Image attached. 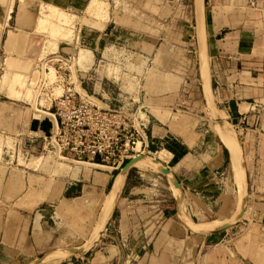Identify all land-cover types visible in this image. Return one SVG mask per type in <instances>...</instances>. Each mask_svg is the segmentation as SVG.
Returning <instances> with one entry per match:
<instances>
[{
    "label": "crops",
    "instance_id": "crops-1",
    "mask_svg": "<svg viewBox=\"0 0 264 264\" xmlns=\"http://www.w3.org/2000/svg\"><path fill=\"white\" fill-rule=\"evenodd\" d=\"M112 2L116 3V0H42L39 3L36 0H0V43L6 35V50L25 56L21 59L13 53L8 65L22 66L25 71H30L27 77L30 88L21 89L19 86V93H13L20 82L15 76L25 73L22 70L16 72L12 79L11 94L18 99L33 95L23 102L29 105L27 108L34 110L26 127L13 134L12 142L3 147L2 156L6 157L7 167L0 164V243L4 242L0 246V264H7L15 257L35 259L38 253L52 249L54 242L61 244L67 235L63 220L65 212L93 207L97 208L95 220L90 224L89 237L82 242L88 241V247L91 242H96L79 264H240L230 257L228 251L205 250L221 244L228 231L203 233L187 227V224L201 228L219 223L223 225L237 212L233 205L235 198H232L235 194L225 177V170L231 163L234 173L231 152L218 132L221 140L213 138L207 134L208 129H199L196 122H192L197 121V115L184 117L170 110L169 104H166L169 96L161 97L160 84H154L160 83L157 65L149 67L145 80H141L139 72L144 70L151 52L157 51L156 60L159 61L166 54L168 46L164 44L160 48L155 45L153 49L147 40L145 46L148 51L143 49L144 43H141L139 51L134 52L131 49L134 46L128 45L130 39L125 33L122 37L124 46H117L115 42H118L125 28L116 21ZM105 4H110L111 9L104 10ZM195 6L197 11V0ZM84 11L88 15V12L98 14L101 18L97 15L91 19L85 17ZM15 12V29H8L11 13ZM74 17L90 19L94 27L80 21L70 41L43 34L45 32L42 30L50 26L53 33L63 32L65 37L68 36L70 29L66 26ZM203 25L207 40L205 17ZM197 37L201 54L198 13ZM214 45L209 77L211 94L217 92L223 112L233 126L255 132L245 125L250 118L248 114L255 109L253 103L244 101L248 98L243 80L247 74L246 66L241 57L224 55L225 49H228L224 42L221 46L217 43ZM205 48L206 68L210 74L207 43ZM82 56L88 59L83 60ZM96 56L99 57L98 63L95 62ZM137 60H141L140 63L137 64ZM59 61H66L72 69V76L77 81L76 88L80 86L87 94L90 92L92 95H89L96 101L113 107L125 104L141 106L148 132L145 155L170 169L179 182L180 190L177 185L174 186L175 190L171 188V176L157 169L151 158H137L121 178V173L118 175L120 170L112 171L87 162L62 161L53 153L46 154L44 159L40 158L43 155L38 156L41 149L39 138L50 136L57 129L56 117L49 110L50 94L48 98L42 96L44 91L39 92V86L45 67L49 65L47 69L51 70L57 68ZM130 64L137 70H127ZM119 67L124 68L122 73H118ZM36 74L38 80L33 85ZM201 74L209 104L203 62ZM7 75H3L4 80ZM129 82L134 86L132 91L124 88V84L128 86ZM141 82L142 85H135ZM86 83L89 85L86 86ZM54 85L51 83L47 89L58 96L57 90L61 85ZM37 110L42 113L35 112ZM3 133L0 128V136ZM260 141L256 139L253 144L254 149L259 147L256 153L263 147ZM22 148L28 154H20ZM38 158L43 160L42 168L46 171L38 170L35 166ZM141 159L142 163L138 164ZM254 171L257 174L254 175ZM250 177L261 178L259 168L254 169ZM119 179H122L121 190L116 193L117 198L111 209L108 208L105 222L101 221L105 202L116 190ZM97 231L101 232L99 236ZM61 249L68 250L59 247L52 253L62 252L59 251Z\"/></svg>",
    "mask_w": 264,
    "mask_h": 264
},
{
    "label": "rangeland",
    "instance_id": "rangeland-1",
    "mask_svg": "<svg viewBox=\"0 0 264 264\" xmlns=\"http://www.w3.org/2000/svg\"><path fill=\"white\" fill-rule=\"evenodd\" d=\"M36 1L39 3L42 0ZM205 1L206 4L203 6V15L205 17L207 31L206 43L210 75L214 56V43L221 46V43L224 42L228 48L225 49V51L223 49L225 52L224 55L241 57V60H243L246 66L245 71H247V74L243 80L244 86L247 88L245 95L248 96V98H245L244 101L253 103L252 106L255 105V109L248 114L250 118L246 121L245 125L246 127L254 129L255 132L252 130H242L241 126L236 127L231 124L232 122L223 112V104L218 101L219 96L217 92L213 91L214 102L210 105L205 98L201 74L200 42L199 37H197V11L195 0H116V3L112 2V11L115 12L116 21L121 24L120 26L125 28V30L121 31V37L118 36L120 37L117 39L118 42L115 43H117V46H124L123 43L125 42L122 40V37L125 33L130 39L128 45L134 46V49L130 47L134 52L139 51L141 43H144L143 49L148 51L145 46L147 40L150 41V45L153 49H155V45L160 48L164 44L166 47L168 46V50L165 51L166 54H163L159 61L156 60L157 51L156 53L153 51L151 52L144 70H142V72L138 71L141 73V80H145L149 67L157 65L158 69H160V83L155 82L154 84H160L161 97L169 96L166 104H169L167 106L171 111L183 114L184 117L187 115L192 117L193 115H197V117L195 116L197 121L192 120V122H196L199 129H208L209 131L207 134H211L213 138L217 137L221 140L220 137L222 136L218 132L217 122L213 119L215 112L213 114L211 108L215 103L214 105H216V107L213 108L219 110V113H216H218V115L222 114L227 120L228 126L235 131L243 148L242 163L246 170L248 191L245 195L246 201L243 207L241 205H243L244 202H240L239 198L241 189L239 187V182H237L238 179L232 171L231 163V166L225 170V177L228 181V185L231 186V190L235 194V197H232L235 198V200L233 199V205H235L238 210H236L237 212H235L228 224L241 219L240 214L243 208L245 209L244 215L238 224L225 230V232L228 231V235L221 244L216 247L205 248V250L209 249L216 252L228 251L230 257L240 264H264V0L259 3L256 0ZM111 5L105 4L104 10L107 11L111 9ZM88 13L89 15L84 11L83 15H85V17L88 16L90 19L93 15L100 17L98 14ZM15 17L16 12L11 13L8 29H15ZM90 19H80L77 17L71 19L66 26L70 29L66 37L63 35V32L60 34L53 33L52 27L50 26L42 31L45 32L43 34L47 36L50 35V37L52 36L55 39L63 40V38H65V40L70 41L74 36L75 27L80 25V21L89 27H94V25L90 23ZM174 32L178 33L174 35ZM5 39L6 35H4V39L0 43V78H2V80H0V95L2 97L0 98V102H2L0 107V128L5 132L3 136H0V164H4L7 167L5 164L6 157L4 155L2 156L4 151L3 147L12 142L11 136H13V134L26 127L27 122H29V119L34 114V110L27 108L29 105L23 102V100L30 99L33 95L30 98L23 96L21 99H18L11 94L10 85L12 84L15 73L24 69L22 66L9 67V59L13 53L21 59H24L25 56L17 52L10 53L7 51L4 47ZM98 58V56L95 57L96 63H98ZM82 59L87 60L88 57L82 56ZM140 61L141 60H137V64L140 63ZM92 62L93 58L89 62L90 65ZM131 65L132 64L127 67V70H137L132 68ZM117 71L118 73H122L124 68L119 67ZM129 71L128 73L130 74L131 72ZM249 71H251L252 74H250ZM6 73L8 75L4 80L3 75ZM52 73H54V70ZM29 74L30 71L26 70L25 73L15 76V79L20 80V82L18 86L13 89L14 94L19 93V86L21 89L22 87L25 89L28 87L29 80L27 77ZM52 75L53 77H51ZM52 75L49 77V82L55 80V75ZM37 80L38 75L36 74L34 76L33 85H35ZM171 82L173 83L171 84ZM88 85L89 83H86V86ZM135 85H142V82ZM125 86L127 85L124 84V88H127V90H134V86L132 87L131 82L128 83L127 87ZM79 89L81 90L80 87ZM81 91L83 94H86L83 90ZM62 92L63 88L60 86L57 90V94L60 95ZM89 94L92 95L90 92ZM98 103L102 104V102ZM35 112L42 113V111L38 110ZM216 132H218L220 137ZM50 134L52 135L53 133ZM256 135H259L260 138ZM256 139L258 141L261 140L260 143L263 144L259 153H256V149L258 150L259 147L256 146L255 149L253 147ZM24 150L26 149H20V154H25L26 151ZM38 156H42L40 158L44 159L47 155L40 153ZM144 158L149 160L148 157ZM42 161V159L40 160L38 158L34 163L38 170L41 171L44 170L42 168ZM53 162L59 166V163L55 159H53ZM256 168L260 170L261 178L259 179L258 177H250V173L252 174V171ZM253 174H257L256 171H254ZM172 188L175 190L174 185H172ZM95 209L97 208H82L80 210L65 212L63 220L67 228V235L65 236L67 241L65 240L61 244L54 242L52 249L38 253L36 256L38 258L24 259L15 257L11 258L7 264H79L82 259L79 257L81 254L78 252H85L88 248V241L83 243L82 240H86L89 237L92 227H90V224L94 222L97 213ZM58 221L60 220H57V222ZM2 245H4V242L0 243V246ZM59 247L76 249V251L72 255L62 254L57 256L54 255L56 256L54 257L51 252ZM49 253H51L54 259L49 257ZM46 256L50 258L47 262L45 260ZM58 256H60V258H58ZM40 260L43 261L41 262Z\"/></svg>",
    "mask_w": 264,
    "mask_h": 264
},
{
    "label": "built area",
    "instance_id": "built-area-1",
    "mask_svg": "<svg viewBox=\"0 0 264 264\" xmlns=\"http://www.w3.org/2000/svg\"><path fill=\"white\" fill-rule=\"evenodd\" d=\"M59 63L56 69L64 86L62 94L57 96L43 88L45 98L50 94L49 110L56 117L57 129L54 136L39 138L38 154L53 153L62 161L87 162L112 171L145 155L148 132L141 106L113 107L96 102L76 88L72 69Z\"/></svg>",
    "mask_w": 264,
    "mask_h": 264
},
{
    "label": "bare ground",
    "instance_id": "bare-ground-1",
    "mask_svg": "<svg viewBox=\"0 0 264 264\" xmlns=\"http://www.w3.org/2000/svg\"><path fill=\"white\" fill-rule=\"evenodd\" d=\"M203 6H204V0H197V13H198V22H199V36L201 35V45H202V50H201V57H202V61L201 62H203V68H204V76H205V81H206V91H207V96H208V98H209V105L213 102V95L211 94V90H210V84H209V77H210V74H209V72H208V70H207V68H206V61H207V56H206V39H205V35H204V15H203ZM66 48V47H65ZM84 57V56H83ZM57 60H61V59H57ZM63 62V64H65V65H68V63L66 62V61H62ZM47 64V63H46ZM49 66V65H48ZM47 66V67H48ZM47 67H45V71H44V77H43V80H42V83L40 84V86H39V92L40 91H42L43 90V88H49L50 87V85H51V83L52 84H55L54 86H57V85H61V87L63 86L62 85V83H61V79L59 78V75H58V72H57V69L56 68H52V70L51 69H47ZM53 70H54V73H52L53 72ZM52 74H54L55 75V80L53 81V82H49L48 80H49V77L52 75ZM51 77H53V75L51 76ZM75 81H76V77L74 76V78H73ZM77 82V81H76ZM79 87L80 86H78V90L79 91H81V90H83V89H79ZM63 89H64V87H62ZM84 92H85V90H83ZM82 92V91H81ZM83 94V93H82ZM61 95V94H60ZM60 95H58V96H60ZM83 95H87V93L86 94H83ZM43 96V95H42ZM90 98L91 99H93V97H91L90 96ZM93 100H95V99H93ZM96 101V100H95ZM213 107H215V105L213 104ZM213 107H211L212 108V113L214 114V112H215V114H214V117H213V119H214V121L215 122H217V128H218V132H219V134L222 136L221 138H223V140L225 141V144L227 145V147L229 148V150H230V152H231V155H232V162H233V170H234V174H235V177L238 179V181L237 182H239V187H240V189H241V195H239V198H240V202H244V197H246L245 196V194H246V174H245V170H244V167H243V161H242V153H241V151H242V148H241V143H240V141H239V139H238V137H237V135L235 134V132L233 131V129H231L229 126H228V122L226 121V119L224 118V116L222 115V114H219L218 115V113H219V110H217V108H213ZM40 111V110H39ZM216 112H218V113H216ZM211 113V112H210ZM213 116V115H212ZM212 118V117H211ZM55 133H56V131H55ZM55 133L53 134V135H50V136H54L55 135ZM144 159V158H143ZM136 160H138V159H136ZM136 160H134L133 162H132V164L131 165H134L135 164V162H136ZM142 159L140 160V161H138L137 163L138 164H141L142 162ZM144 161V160H143ZM147 163V162H146ZM153 163H154V161H153ZM148 164V163H147ZM154 164H156V163H154ZM143 165V164H142ZM156 166H157V169H158V165L156 164ZM127 173V168L124 170V171H122L121 172V174L119 175L121 178L122 177H124L125 176V174ZM171 176V178L173 177L172 175H170ZM120 180V179H119ZM122 180V179H121ZM118 181L117 183V185L115 186L116 187V190H115V192H114V190H113V193L112 194H110L109 195V197H108V199H107V201L105 202V210L103 211L104 212V214L103 215H100V220L101 221H103L104 220V218H105V216L107 215V211H108V208L109 209H111V207L110 206H112V204H114V202H115V199L117 198L116 197V195L118 194V190H121V189H119L121 186H120V182H122V181ZM174 186H176V185H174ZM177 188H178V190H180V188L178 187V186H176ZM117 193V194H116ZM240 194V193H239ZM238 198V199H239ZM238 202H239V200H238ZM242 202V203H243ZM241 204V203H240ZM104 206V205H103ZM241 206H243V205H241ZM240 206V207H241ZM110 211V210H109ZM242 211V210H241ZM102 212V211H101ZM102 212V213H103ZM111 212V211H110ZM108 214H109V212H108ZM233 216V215H232ZM108 217V216H107ZM106 217V218H107ZM99 220V221H100ZM233 221V220H232ZM104 222H105V220H104ZM230 221L228 220V222L227 223H224L223 225H225V224H228ZM98 223V222H97ZM103 224V223H102ZM97 225V224H96ZM98 225H100V223H98ZM98 225H97V227H98ZM219 226H221V224L219 223V224H215V225H212V226H205L206 228H217V227H219ZM200 227H202V226H198V227H195V228H200ZM98 228H100V227H98ZM97 228V229H98ZM100 230V229H99ZM94 232H95V230H94ZM98 232V231H97ZM101 232H98V234H97V236H99V234H100ZM93 234V233H92ZM95 234V233H94ZM95 236V235H94ZM93 236V239L95 238ZM91 241H92V239H91ZM90 242V241H89ZM94 242L95 241H93V242H91V244H94ZM91 244H90V246H91ZM85 249V248H84ZM59 251H62V252H58V251H56V252H54V253H52V255L54 256V255H62V254H65V255H69V254H73L75 251H76V249H70V248H68V250L67 251H65V250H59ZM51 253H49L50 254V256L49 257H52L51 256ZM56 256H54V257H56ZM47 257V256H46ZM45 257V260H46V262L48 261V259H50L49 257H47L46 258ZM54 257H52L53 259H54ZM58 258H60V256H58ZM41 261V260H40ZM43 261V260H42ZM41 261V262H42ZM53 261V260H52ZM57 261V260H56ZM44 263V262H43ZM50 263V262H49ZM53 263H55V262H53ZM42 264V263H41Z\"/></svg>",
    "mask_w": 264,
    "mask_h": 264
},
{
    "label": "water",
    "instance_id": "water-1",
    "mask_svg": "<svg viewBox=\"0 0 264 264\" xmlns=\"http://www.w3.org/2000/svg\"><path fill=\"white\" fill-rule=\"evenodd\" d=\"M204 89V88H203ZM227 121V120H226ZM241 148H242V146H241ZM241 153H242V155H243V148H242V151H241ZM141 157H148L147 155H141V156H138V157H135V158H133V159H130V160H128L125 164H124V166L120 169V172L118 173V175L122 172V171H124L126 168H127V172L129 171V169L133 166V165H131L132 164V162L134 161V160H136L137 158H141ZM148 158H151V157H148ZM151 159H153V158H151ZM153 161H154V163H156L157 165H158V168H159V170H161L164 174H166V175H168L169 177H170V175H172L173 177H172V179L170 178V186H171V188H172V185H179V182H178V180H177V178H176V176L174 175V173L170 170V169H168V168H166L165 166H162L157 160H155V159H153ZM244 170H245V168H244ZM127 174V173H126ZM245 174H246V170H245ZM118 175H117V177H118ZM116 180H117V178H116ZM173 189V188H172ZM247 191H248V187H247V181H246V193H247ZM246 195V194H245ZM245 201H246V199H245V197H244V204H243V207L245 206ZM244 208L242 209V211H241V214H240V218L242 219V217H243V215H244ZM240 219V220H241ZM239 219L238 220H236L234 223H230V224H225V225H221V226H219V227H217V228H195L194 226H192V225H189V224H187L188 226V228H190L192 231H194V232H203V233H209V232H221V231H225L226 229H228V228H230V227H233L234 225H236L239 221H240ZM96 242V241H95ZM94 242V243H95ZM93 245L94 244H91V246H89L88 248H87V250L85 251V252H78L79 254H81L79 257L82 259L90 250H91V248L93 247Z\"/></svg>",
    "mask_w": 264,
    "mask_h": 264
}]
</instances>
